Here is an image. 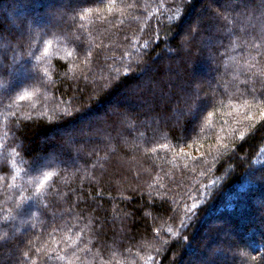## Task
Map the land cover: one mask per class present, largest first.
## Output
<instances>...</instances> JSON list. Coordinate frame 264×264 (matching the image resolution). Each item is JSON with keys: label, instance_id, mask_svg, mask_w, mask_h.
<instances>
[{"label": "trees", "instance_id": "trees-1", "mask_svg": "<svg viewBox=\"0 0 264 264\" xmlns=\"http://www.w3.org/2000/svg\"><path fill=\"white\" fill-rule=\"evenodd\" d=\"M211 2L0 0V264H264V0Z\"/></svg>", "mask_w": 264, "mask_h": 264}, {"label": "rangeland", "instance_id": "rangeland-1", "mask_svg": "<svg viewBox=\"0 0 264 264\" xmlns=\"http://www.w3.org/2000/svg\"><path fill=\"white\" fill-rule=\"evenodd\" d=\"M209 1L211 2V1H213V0H209ZM211 3H212V2H211ZM49 6H51V5H49ZM54 20H56V23H57V24H55L54 27H55V28H57V27L60 28L61 26L58 25V24H59L58 21H59L60 19L56 17ZM42 23H43V22H41V24H42ZM210 222H211V220H210V221H207L206 224H207V223H210ZM192 260H194V259H193V253L190 252V253H188V255H187V257H186V261H187V263H189V262L192 261Z\"/></svg>", "mask_w": 264, "mask_h": 264}]
</instances>
